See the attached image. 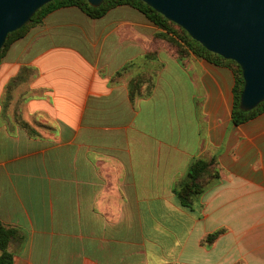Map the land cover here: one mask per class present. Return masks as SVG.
Here are the masks:
<instances>
[{
  "label": "crops",
  "instance_id": "crops-1",
  "mask_svg": "<svg viewBox=\"0 0 264 264\" xmlns=\"http://www.w3.org/2000/svg\"><path fill=\"white\" fill-rule=\"evenodd\" d=\"M159 31L128 5L100 18L64 6L8 47L0 221L18 232L13 264H264V112L233 124L232 71L182 64ZM139 75L153 85L131 99ZM213 156L220 179L181 205L192 160Z\"/></svg>",
  "mask_w": 264,
  "mask_h": 264
},
{
  "label": "water",
  "instance_id": "water-1",
  "mask_svg": "<svg viewBox=\"0 0 264 264\" xmlns=\"http://www.w3.org/2000/svg\"><path fill=\"white\" fill-rule=\"evenodd\" d=\"M53 0H0V48ZM99 6L103 0H87ZM181 26L207 50L234 60L244 80L239 107L251 110L264 101V0H142Z\"/></svg>",
  "mask_w": 264,
  "mask_h": 264
},
{
  "label": "trees",
  "instance_id": "trees-1",
  "mask_svg": "<svg viewBox=\"0 0 264 264\" xmlns=\"http://www.w3.org/2000/svg\"><path fill=\"white\" fill-rule=\"evenodd\" d=\"M118 5H128L142 12L160 31L155 37L165 41L176 54L177 59L186 63L189 56L207 60L219 66L229 67L234 73V85L232 89L233 102L231 109V121L238 125L253 119L264 112V101L260 102L251 110H242L239 107L240 94L243 89L244 80L240 66L231 59H226L221 55L211 52L203 47L198 41L178 24L168 20L164 15L154 10L142 0H103L99 6H91L87 0H53L40 7L32 17L19 29L9 32L0 48V61L8 47L17 39L23 37L27 31L43 22L47 14L55 9L64 6H76L91 18H100L111 8ZM128 65L117 72L119 75ZM146 86V92L141 91V86ZM153 85L152 75H139L129 83V93L131 99L135 96L148 94ZM221 175L220 166L215 156L204 159L194 158L187 170L185 179L175 189L177 199L183 206L191 207L198 197L205 192L212 184H215ZM223 231L218 229L208 234L203 243L209 245ZM16 229L9 227L0 221V264H13V254L9 251L10 242L17 236Z\"/></svg>",
  "mask_w": 264,
  "mask_h": 264
},
{
  "label": "rangeland",
  "instance_id": "rangeland-1",
  "mask_svg": "<svg viewBox=\"0 0 264 264\" xmlns=\"http://www.w3.org/2000/svg\"><path fill=\"white\" fill-rule=\"evenodd\" d=\"M227 68H229V67H227ZM230 69V68H229ZM231 70V69H230ZM232 71V70H231ZM232 73H233V71H232ZM233 77H234V73H233ZM234 80H235V77H234ZM260 115V114H259ZM255 118V117H254Z\"/></svg>",
  "mask_w": 264,
  "mask_h": 264
}]
</instances>
